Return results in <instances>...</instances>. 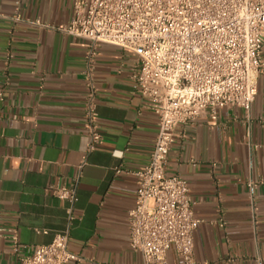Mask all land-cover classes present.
I'll use <instances>...</instances> for the list:
<instances>
[{
  "label": "crops",
  "instance_id": "1",
  "mask_svg": "<svg viewBox=\"0 0 264 264\" xmlns=\"http://www.w3.org/2000/svg\"><path fill=\"white\" fill-rule=\"evenodd\" d=\"M71 3L0 0V264H20L65 228L68 205L54 187L77 195L68 248L79 260L70 264H143L129 246L128 211L158 116L130 78L135 54L102 43L89 63L88 41L61 30ZM88 72L102 134L90 153ZM166 174L188 183L196 264H264V76L248 112L225 106L178 125ZM167 261L180 264L173 248Z\"/></svg>",
  "mask_w": 264,
  "mask_h": 264
},
{
  "label": "built area",
  "instance_id": "2",
  "mask_svg": "<svg viewBox=\"0 0 264 264\" xmlns=\"http://www.w3.org/2000/svg\"><path fill=\"white\" fill-rule=\"evenodd\" d=\"M71 4V19L61 30L88 41L89 63L102 43L135 54L130 78L158 116L148 160L133 172L137 187L135 204L128 211L129 246L140 253L143 264H168L170 248L180 264H196L193 233L200 220L194 216L187 181L166 174L168 154L178 125L192 123L207 111L215 117L225 106L250 110L258 79L264 76V0H72ZM84 86L90 153L102 143V134L89 72ZM53 190L67 202L66 226L50 243L20 257V264L79 260L68 248L76 192L65 187Z\"/></svg>",
  "mask_w": 264,
  "mask_h": 264
}]
</instances>
